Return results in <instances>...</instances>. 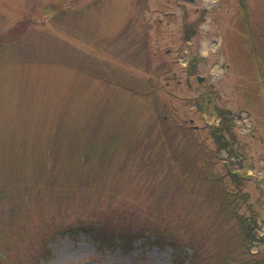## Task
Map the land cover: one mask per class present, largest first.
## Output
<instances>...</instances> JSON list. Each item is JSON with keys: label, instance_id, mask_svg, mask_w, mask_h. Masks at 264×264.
<instances>
[{"label": "rangeland", "instance_id": "1", "mask_svg": "<svg viewBox=\"0 0 264 264\" xmlns=\"http://www.w3.org/2000/svg\"><path fill=\"white\" fill-rule=\"evenodd\" d=\"M0 37V264H222L254 212L264 254V0H0Z\"/></svg>", "mask_w": 264, "mask_h": 264}, {"label": "trees", "instance_id": "2", "mask_svg": "<svg viewBox=\"0 0 264 264\" xmlns=\"http://www.w3.org/2000/svg\"><path fill=\"white\" fill-rule=\"evenodd\" d=\"M243 9L245 13H247L246 2H243ZM14 33L12 31H8L6 36L7 38H12ZM1 38V37H0ZM219 116L221 118V124L217 126H212L213 131L215 132V138L218 148H226L228 149V153L233 155L235 153L234 148L232 147V142L235 139V132L232 129V120L229 111L224 109H218ZM224 130L229 135V138L224 136ZM235 178H238L239 175L237 172L233 173ZM230 201V200H229ZM238 215L237 213H235ZM238 223H239V231L242 235V239L245 244V251L241 254L232 255L228 252L222 256V264H264V254L260 253V256L255 257V253H253L250 249L251 243L253 239L256 238V230L255 227V212L249 216L238 215ZM82 231L86 233L97 245H110L116 244L118 247H123L125 243H132L136 236H144L143 240L147 241H160L161 238L155 231H149L148 229L141 230L137 234H133L132 232L124 233V231H116L115 233H111V236L104 234L102 232V227L96 224H84V226H73L70 228V233L74 234L75 232ZM141 233V234H140ZM187 263L188 264H196L198 258L197 250H191L190 254H188ZM174 261H177L175 258ZM200 262V261H199Z\"/></svg>", "mask_w": 264, "mask_h": 264}, {"label": "water", "instance_id": "3", "mask_svg": "<svg viewBox=\"0 0 264 264\" xmlns=\"http://www.w3.org/2000/svg\"><path fill=\"white\" fill-rule=\"evenodd\" d=\"M199 78V80H201L202 78L201 77H198Z\"/></svg>", "mask_w": 264, "mask_h": 264}]
</instances>
